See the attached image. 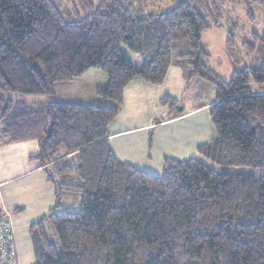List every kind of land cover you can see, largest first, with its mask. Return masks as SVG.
<instances>
[{
	"label": "trees",
	"instance_id": "obj_1",
	"mask_svg": "<svg viewBox=\"0 0 264 264\" xmlns=\"http://www.w3.org/2000/svg\"><path fill=\"white\" fill-rule=\"evenodd\" d=\"M158 2L80 0L70 10L59 0H0V146L36 141L56 196L30 228L35 264H264V33L241 44L252 59L243 66L231 30L227 54L243 67L225 81L207 65L202 35L221 25L229 1L183 0L156 13ZM230 3L250 19L254 6L264 12V0ZM173 64L215 87L216 135L190 159H165L155 176L114 154L109 127L132 81L161 85ZM90 70L107 78L97 92L106 105L1 96L54 97L56 85ZM160 103L182 115L178 100Z\"/></svg>",
	"mask_w": 264,
	"mask_h": 264
},
{
	"label": "crops",
	"instance_id": "obj_2",
	"mask_svg": "<svg viewBox=\"0 0 264 264\" xmlns=\"http://www.w3.org/2000/svg\"><path fill=\"white\" fill-rule=\"evenodd\" d=\"M122 51L137 69L144 65L143 58L126 48ZM82 77L91 80L95 97L99 98L97 92L107 83L106 76L99 70H90ZM209 88L204 81L191 79V71L186 72L178 64L170 67L161 85L142 79L132 81L125 89L119 114L109 127V143L114 154L155 176L162 175L167 158L194 157L198 147L216 135L210 117L215 96L210 97ZM65 89L69 93L70 88ZM164 96L180 102L181 116L169 117L168 107L160 103ZM69 100L74 99L62 96L59 99L81 103ZM38 153L36 141L0 146V207L12 227L17 264L36 263L30 228L47 216L56 202L49 176L35 159ZM17 208L22 211L14 213Z\"/></svg>",
	"mask_w": 264,
	"mask_h": 264
},
{
	"label": "rangeland",
	"instance_id": "obj_3",
	"mask_svg": "<svg viewBox=\"0 0 264 264\" xmlns=\"http://www.w3.org/2000/svg\"><path fill=\"white\" fill-rule=\"evenodd\" d=\"M79 1L80 0H59L63 8L70 10H73L75 7L79 8ZM91 1L97 4L99 0ZM182 1L183 0H159L154 7V12H168ZM228 1L229 2L225 3V8H223L221 12L223 14L221 25L218 28L206 30L202 35V42L210 53L207 65L225 81H229L231 79L234 69H241L244 65H251L252 59L246 56V50L241 46V44L244 41L250 40L252 34L262 35L264 33V12L259 6H254L252 8L253 19H250L248 16V10L243 4L230 3V0ZM232 29H234L233 34L235 38V45H237L241 50L240 57L243 60V66H234L232 60L227 54V41L230 38V32ZM181 51H183V48H176L174 51L175 55ZM204 83H206L210 87L209 89L212 90L210 97L212 94L215 96V87L207 82ZM61 86L68 87H61V89L58 85H56L54 97L53 95L44 96L15 93L3 94L1 96L4 99L23 101L27 103L49 102L55 99L59 100L62 96L67 97V99H74L69 100L73 102L77 100L81 103H95L98 105L104 103L106 105L104 100L99 98L96 99L94 89L91 87V80L89 79L80 77L68 83H62ZM65 88H70L69 93H65V90H67Z\"/></svg>",
	"mask_w": 264,
	"mask_h": 264
},
{
	"label": "built area",
	"instance_id": "obj_4",
	"mask_svg": "<svg viewBox=\"0 0 264 264\" xmlns=\"http://www.w3.org/2000/svg\"><path fill=\"white\" fill-rule=\"evenodd\" d=\"M12 227L7 218L0 217V264H17Z\"/></svg>",
	"mask_w": 264,
	"mask_h": 264
}]
</instances>
